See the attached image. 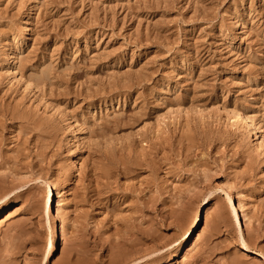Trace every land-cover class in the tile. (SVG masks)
<instances>
[{"label": "rangeland", "instance_id": "374dc122", "mask_svg": "<svg viewBox=\"0 0 264 264\" xmlns=\"http://www.w3.org/2000/svg\"><path fill=\"white\" fill-rule=\"evenodd\" d=\"M227 109L264 133V0H0V264H264L263 137ZM31 173L70 190L52 261Z\"/></svg>", "mask_w": 264, "mask_h": 264}, {"label": "bare ground", "instance_id": "6f19581e", "mask_svg": "<svg viewBox=\"0 0 264 264\" xmlns=\"http://www.w3.org/2000/svg\"><path fill=\"white\" fill-rule=\"evenodd\" d=\"M185 111L188 115H191L192 112L190 109L185 108ZM227 113L231 116L229 118V126L235 127V130L237 129H244L246 130L251 137H253V134H256L257 137L261 134L263 137L262 140L258 139L256 143L254 141H251L253 145V149L255 151H264V133H262V128L260 127L259 123L248 113L240 110L235 109H227ZM171 118L176 122H178V117L176 115H172ZM34 176V179L37 183H39L41 186L44 187L45 193H46V208L49 213H51L52 216H54V223L51 227V233H52V239L49 242V245L47 246V252L45 256L46 261H52L60 252V246H61V240H62V216L65 214L67 209V205L70 201V190L67 188L63 191V194L60 190V187L52 180L45 178L41 174H29ZM231 203V209L235 215V218L237 220L238 225L241 228V222H240V215L238 214V208L233 203V199L230 198ZM209 204V199L205 198L202 202V206L200 210L198 211L197 216L193 220L186 236L183 241V243L179 247V253H182L184 256L185 251H189L190 248L193 245L194 239L196 238V235L198 234V230L200 226L203 223L204 220V211L205 208ZM7 214V211L6 213ZM243 217L247 219V215L243 213ZM4 220V219H3ZM3 220L1 222H3ZM1 224V223H0ZM244 248L247 251H253L250 249L245 243H243ZM255 252V251H253ZM259 255H261L258 252H255Z\"/></svg>", "mask_w": 264, "mask_h": 264}]
</instances>
